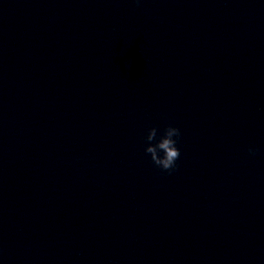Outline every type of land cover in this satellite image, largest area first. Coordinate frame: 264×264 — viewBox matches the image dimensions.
<instances>
[{
	"label": "clouds",
	"instance_id": "obj_1",
	"mask_svg": "<svg viewBox=\"0 0 264 264\" xmlns=\"http://www.w3.org/2000/svg\"><path fill=\"white\" fill-rule=\"evenodd\" d=\"M179 136V128L171 125L163 129V133L159 138L156 127L148 129L146 136L148 143L144 150L147 154H150L152 162L164 171H171L176 167V161L179 159L181 153L176 146L177 140L174 137ZM248 151L251 155H255L257 149L249 147Z\"/></svg>",
	"mask_w": 264,
	"mask_h": 264
}]
</instances>
